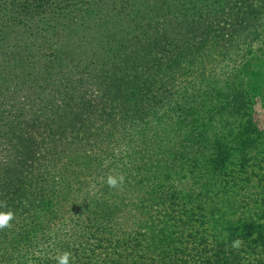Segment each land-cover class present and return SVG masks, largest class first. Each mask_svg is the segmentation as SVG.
Instances as JSON below:
<instances>
[{
    "label": "trees",
    "instance_id": "1",
    "mask_svg": "<svg viewBox=\"0 0 264 264\" xmlns=\"http://www.w3.org/2000/svg\"><path fill=\"white\" fill-rule=\"evenodd\" d=\"M260 14L264 19V0H0V211L13 213L0 229V264H58L43 258L48 246L80 264L77 222L104 234L100 222L113 220L110 200L120 195L121 175L102 173V161L115 152L129 155L151 142L161 156L149 178L153 188L172 184L186 164L201 189L236 159L240 167L259 164L264 126L251 117L254 101L229 66ZM183 76L190 79L179 83ZM243 173L228 170V184L239 187ZM123 178L125 188L129 179L134 187L142 181ZM152 193L162 207L170 201L162 226L123 231L121 245L110 244L108 264L237 262L224 251L226 236L210 244L206 222L191 225L193 218L174 214L173 190L169 197L161 188ZM55 205L71 213L59 227ZM246 227L257 231L255 221ZM254 241L264 254V234Z\"/></svg>",
    "mask_w": 264,
    "mask_h": 264
},
{
    "label": "rangeland",
    "instance_id": "2",
    "mask_svg": "<svg viewBox=\"0 0 264 264\" xmlns=\"http://www.w3.org/2000/svg\"><path fill=\"white\" fill-rule=\"evenodd\" d=\"M257 19V23L251 24L256 30L247 31L248 39L244 42V45L240 46L243 50H238L239 56L236 58L237 60L234 65L229 66V69L237 67L239 75L236 77V82H243V94L249 95L255 104L251 107L250 115L258 124L264 126V19L262 14ZM219 41L220 39L214 40L211 46L213 53H216L220 48ZM213 46H216V48H213ZM224 66L227 67L225 62ZM185 79H190V77H177L179 83ZM183 88V85L180 84L178 92L183 91ZM217 127L218 120L215 117L214 121L211 122V129L215 134L219 131ZM151 137L152 135H148L147 140ZM149 143L145 142V150L136 149L135 152H130L129 155L128 152L123 154L115 152L113 157L102 161V173L109 171L115 176L121 175L123 177L129 173L131 177H135V180L142 178V181L134 187V179H129L127 188L120 183L118 186L122 189L120 195L110 200L112 203L110 210L113 220L111 222H100L106 231L104 234H92L82 231L83 224L81 225L80 222H77L74 248L82 258L79 263H111L112 261L109 260L108 255L111 254V257H114L112 255L113 246L117 248L127 237L122 234L123 231H134L138 225L140 226V234L146 232L150 225L160 228L162 222L165 220V208H169L168 204L170 203V201H167L166 207H162L159 200L153 199L152 191L161 188L166 197H169L166 194L169 189L175 192V201L171 200L175 211L174 214L187 215L191 219L193 218L190 221L191 225L199 221L206 222L207 232L210 234V237H207V239L210 244L213 238L215 240H222L226 236L225 240H223L226 244L225 253L230 254L234 252L238 255L237 262H232V264H264V254H261L262 247L258 246V241H254L259 235L264 234V160H261L264 157V151L258 153L259 164H248L247 166L240 167V162L237 159L234 160V163L230 164V167L224 171L225 174H221V177H218L217 180H204V183L208 184L206 189L200 188L201 184L199 181H196L197 179L192 180V174H188L190 171L189 165L186 163L184 170H180L179 173L173 176L172 184L161 181L156 188H153L150 187L149 178H152L155 171L154 165L160 161L161 156L153 152V146H150ZM235 158L237 157L233 159ZM150 160L152 161L150 162ZM233 168L238 171L244 170V173L237 179L239 187L233 186L231 183L228 184V180L231 179L230 176L232 175H228V170H233ZM165 170L168 172L169 168ZM186 174L188 175L185 176ZM250 177L251 182L248 186L247 179ZM101 205L105 204L102 203ZM98 207H101L99 203ZM211 210L214 211L211 212ZM53 214L59 219L57 227L62 223L63 216L66 219L71 216L68 208L63 210L57 205L54 206ZM173 217L171 215L167 220L170 224L174 219ZM253 221L257 225L255 234L246 227L249 222ZM111 227L114 229L113 238H110L111 235L109 234L111 233ZM52 228H56L55 224ZM170 231H173L175 234L179 233L178 230ZM236 233L246 236V238L239 240V244L248 242L252 246L257 245V247L253 250L241 252L242 246L235 248V242L238 240L233 237L227 239L231 235L235 237ZM181 236L185 242V234ZM101 237L104 240L110 238V241L101 242ZM140 237L143 238L142 235ZM171 239L174 240L175 238L171 237ZM111 243H113V246L110 245ZM41 248L42 246H39L35 250L37 251ZM85 249L94 251L92 257ZM41 253L43 258L56 260L54 263H58L60 256L54 247L48 246ZM125 263L128 264V262ZM74 264H77V262ZM191 264L198 263L193 259Z\"/></svg>",
    "mask_w": 264,
    "mask_h": 264
},
{
    "label": "clouds",
    "instance_id": "3",
    "mask_svg": "<svg viewBox=\"0 0 264 264\" xmlns=\"http://www.w3.org/2000/svg\"><path fill=\"white\" fill-rule=\"evenodd\" d=\"M123 176L119 177V182H123ZM107 183L109 186L111 187H115L118 183L117 178H114L113 176H108L107 177ZM13 219V213L11 211L8 212H2L0 211V229H3L5 227H9L10 224L9 222ZM239 245V241L235 242V246ZM69 253L65 252L63 253L62 256L59 257L58 259V264H68V257H69Z\"/></svg>",
    "mask_w": 264,
    "mask_h": 264
}]
</instances>
